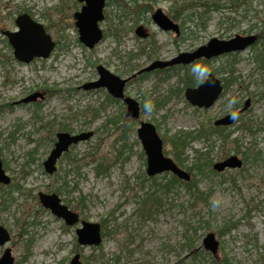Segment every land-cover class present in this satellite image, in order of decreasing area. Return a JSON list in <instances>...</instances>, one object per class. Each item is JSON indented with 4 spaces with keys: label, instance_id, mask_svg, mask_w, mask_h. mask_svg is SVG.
<instances>
[{
    "label": "rangeland",
    "instance_id": "rangeland-1",
    "mask_svg": "<svg viewBox=\"0 0 264 264\" xmlns=\"http://www.w3.org/2000/svg\"><path fill=\"white\" fill-rule=\"evenodd\" d=\"M129 1L107 0L99 24L104 38L88 50L74 26L73 14L82 6L77 0H0V160L10 178L8 185L0 184V226L11 236L0 257L9 248L14 264H69L75 255L81 264H263L264 66L255 61L261 45L201 65L132 77L154 61H169L212 38L259 36L264 0H224L229 9L216 11L195 2L190 8L189 0ZM156 10L180 24L182 34L161 31L151 20ZM22 14L41 24L56 43L49 58L29 64L14 59L3 32L17 31L14 21ZM138 26L150 36L138 38ZM97 66L129 79L124 94L139 104L137 119L127 117L124 104L104 88L82 89L98 80ZM206 72L232 82L214 106L202 110L185 100V75L195 87ZM34 92H44L45 98L16 104ZM236 111L241 114L224 132L226 142L215 136L199 139L184 151L186 161L177 163L169 137L197 133ZM141 122L155 127L164 156L208 194L205 203L181 185L166 191L172 177L167 172L147 176L136 135ZM62 131L92 132L93 137L70 148L74 162L62 156L57 172L47 175L42 164ZM231 156L242 161L240 168L211 169ZM205 159L211 166L202 173L186 170ZM98 165L103 167L99 173ZM40 192L56 194L79 221L99 224L101 244L79 246L75 230L81 225L66 226L44 209ZM209 233L219 244L215 256L202 246Z\"/></svg>",
    "mask_w": 264,
    "mask_h": 264
},
{
    "label": "water",
    "instance_id": "water-1",
    "mask_svg": "<svg viewBox=\"0 0 264 264\" xmlns=\"http://www.w3.org/2000/svg\"><path fill=\"white\" fill-rule=\"evenodd\" d=\"M83 2L81 10L74 14L75 27L77 28L78 40L87 49H93L103 38V33L99 28V23L104 19L103 8L105 0H78ZM153 23L162 31H173L178 34L179 28L172 20L156 10L152 16ZM17 31L3 32L7 38L8 44L13 50L14 58L24 64H29L33 59H47L54 49L55 43L46 33L44 27L32 21L27 15L18 16L14 21ZM135 35L139 38H147L142 26L135 29ZM257 40L256 36H235L229 40H219L212 38L205 45L197 47L195 50L178 54L169 61H154L147 67L138 71L136 75L150 73L156 70H164L173 66H188L198 60H210L223 55L242 52ZM98 80L88 83L82 87L84 90L106 89L110 97L115 100H121L126 108L125 115L131 119H137L140 115L139 104L132 98L125 97L124 89L129 79H121L107 71L103 66L96 67ZM223 92L221 81L211 73L206 74V80L195 88H187L184 93L185 100L198 109H209L219 99ZM43 100L41 92H35L21 99L16 104L35 103ZM250 104L247 100L243 110H246ZM241 111H236L214 122V126H231ZM137 139L139 140L144 155L146 157V174L154 177L163 173H171L178 179L189 182L190 175L179 168L175 162L165 157L163 154V142L158 136L155 127L147 122H141L136 130ZM93 137L92 132L69 134L59 132L56 134V141L42 166L47 175H53L57 171L58 160L66 154L70 147L88 141ZM241 160L236 156H231L223 162L213 165V169L221 172L226 168H240ZM9 176L5 173L0 160V184L8 185ZM38 201L41 206L50 211L58 219L64 221L67 226H74L79 223V215L71 211L66 205L61 203L56 194L38 193ZM81 227L75 230L78 245L82 247H98L101 244L100 225L97 223H88L80 221ZM10 241L9 232L0 226V247L5 246ZM202 246L206 251L211 252L214 256L218 250V242L214 234L209 233L202 241ZM0 264H14L11 250L5 248L1 257ZM69 264H81L79 255H75ZM264 264V263H263Z\"/></svg>",
    "mask_w": 264,
    "mask_h": 264
},
{
    "label": "trees",
    "instance_id": "trees-1",
    "mask_svg": "<svg viewBox=\"0 0 264 264\" xmlns=\"http://www.w3.org/2000/svg\"><path fill=\"white\" fill-rule=\"evenodd\" d=\"M132 3L129 1L128 4H132L135 5L136 1L135 0H131ZM124 2V0H123ZM190 2V8H193V3L195 2V6H200V8H206V11H216V10H228L229 8L225 5L226 3L224 2V0H189ZM226 2H233V0L231 1H227ZM126 5H128L127 3H125ZM119 6V5H118ZM129 6V5H128ZM202 27H204L202 25ZM259 44L262 47V52L260 53V55H258V57H256L255 61L256 63H259L260 65L264 66V31L260 32L259 34ZM197 65H201V63H197ZM185 69V68H184ZM231 73L233 72V70H230ZM225 82L224 85V92L228 89L229 84H231L232 79H227L226 77L223 79ZM185 84L188 87H193L194 86V82H192V79L188 76L185 75ZM212 136H215L213 138H216L220 141L226 142L228 140L229 134H224L223 129H219V128H215L213 127V125H209V126H203L202 125V130H198L197 133H182V132H178L175 133L174 135H172L171 137H169V142L170 145L172 147V151L174 154V158L177 161V163L179 165H182L185 161L186 158L184 157V151L189 147V145L195 141H198L199 139L202 138H210ZM209 140V139H208ZM234 144H236V142H234ZM200 156H203L201 154H199ZM65 157H68V159H70V161L74 162L73 159L69 158L68 154L64 155ZM211 166V162L208 161L207 159H205L204 161H199L197 160L194 163L190 164V167H186L188 171H195L196 174H200L203 172L204 168H210ZM102 165H98V167L96 168L97 172L99 173L100 170L102 169ZM212 169V168H211ZM68 172L64 173V176H67ZM196 176V175H195ZM66 185V182H64ZM178 185L183 186L184 190H186L188 193L192 192L193 193V198L195 200H199L203 203H205L207 201L208 198V194L207 193H203L198 191L197 189V182L196 180H194L193 178L189 181V182H182L175 178V176L171 177V180L168 182V184L164 187V189L166 191L169 190V188L172 187H177ZM56 193L60 192V189H56L55 190Z\"/></svg>",
    "mask_w": 264,
    "mask_h": 264
},
{
    "label": "flooded vegetation",
    "instance_id": "flooded-vegetation-1",
    "mask_svg": "<svg viewBox=\"0 0 264 264\" xmlns=\"http://www.w3.org/2000/svg\"><path fill=\"white\" fill-rule=\"evenodd\" d=\"M77 2L78 3H80V4H82V6H81V8L84 6V3L83 2H79L78 0H77ZM106 2H107V0H105V3H104V8H105V5H106ZM81 8H80V10H81ZM104 8H103V10H104ZM79 10V11H80ZM78 11V12H79ZM75 13H77V12H75ZM74 13V14H75ZM74 14H73V16H74ZM103 16H104V14H103ZM152 16V15H151ZM73 20H74V26H75V19H74V17H73ZM104 20V19H103ZM151 20H152V18H151ZM171 20V19H170ZM153 22V21H152ZM100 24V23H99ZM175 24H177V23H175ZM178 25V28H179V32H178V34H175L177 37L178 36H180L181 34H182V27H181V25L180 24H177ZM76 28V27H75ZM45 29V28H44ZM144 29V28H143ZM76 30H77V28H76ZM46 31V30H45ZM144 31H145V29H144ZM162 31V30H161ZM4 32H6V31H4ZM8 32V31H7ZM165 32V31H164ZM167 32H173V31H167ZM47 33V32H46ZM145 33L147 34V36L149 37L150 36V34L149 33H147L146 31H145ZM173 33H175V32H173ZM250 35H253V36H256V38H257V40L255 41V43L253 44V45H256L257 43H259V37H258V35H255V34H250ZM250 35H247V36H250ZM79 41V40H78ZM54 42V41H53ZM55 43V42H54ZM80 43V42H79ZM81 44V43H80ZM252 45V46H253ZM55 46H56V43H55ZM55 46H54V48H55ZM11 47V46H10ZM52 53V52H51ZM14 57V56H13ZM216 58H218V57H216ZM216 58H212V59H210V60H205V59H201V60H198V61H196L194 64L196 65L197 63H206V62H209V61H212V60H214V59H216ZM35 59H37V58H35ZM16 60V59H15ZM34 60V59H33ZM32 60V61H33ZM17 61V60H16ZM24 64V63H23ZM193 64V65H194ZM173 67H175V66H173ZM170 68H172V67H170ZM167 69H169V68H167ZM184 69V68H183ZM208 73H211L212 75H214L216 78H218L220 81H221V84H222V86H223V89H224V85H225V82H224V78H222V80L216 75V73H212V72H206L203 76H202V79L199 81V84H197L196 86H199L200 84H202L205 80H206V74H208ZM224 91V90H223ZM42 94H43V99L45 98V93L44 92H41ZM108 93V92H107ZM109 95V94H108ZM38 102V101H37ZM36 103V102H35ZM245 104V103H244ZM249 107V106H248ZM202 110H208V109H202ZM227 115H230V114H227ZM227 115H224L223 117H225V116H227ZM223 117H220V118H218V119H221V118H223ZM217 119V120H218ZM216 121V120H215ZM214 121V122H215ZM214 122H213V127H215V128H219V129H223V131L224 132H226L227 131V129H229L231 126H214ZM205 126H207V125H205ZM229 158V157H228ZM228 158H226V159H228ZM225 159V160H226ZM224 160V161H225ZM223 162V161H222ZM242 162V161H241ZM220 163V162H219ZM242 166V165H241ZM226 169H230V168H226ZM212 170L213 171H215L214 169H213V165H212ZM225 170V169H224ZM223 170V171H224ZM223 171H221V172H223ZM215 172H217V171H215ZM221 172H218V173H221ZM72 227V226H71ZM10 238H11V236H10ZM217 241V240H216ZM219 247V246H218ZM218 251V250H217ZM217 253V252H216Z\"/></svg>",
    "mask_w": 264,
    "mask_h": 264
}]
</instances>
